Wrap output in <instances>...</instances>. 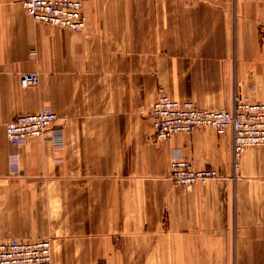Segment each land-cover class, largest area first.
Returning <instances> with one entry per match:
<instances>
[{
	"label": "crops",
	"instance_id": "1",
	"mask_svg": "<svg viewBox=\"0 0 264 264\" xmlns=\"http://www.w3.org/2000/svg\"><path fill=\"white\" fill-rule=\"evenodd\" d=\"M83 31L0 0V241L49 239L53 264H264V146L235 160L232 131L158 140L177 101L264 102V0H85ZM40 83L24 88V73ZM54 111L14 146L9 122ZM219 176L182 186L172 163Z\"/></svg>",
	"mask_w": 264,
	"mask_h": 264
},
{
	"label": "built area",
	"instance_id": "2",
	"mask_svg": "<svg viewBox=\"0 0 264 264\" xmlns=\"http://www.w3.org/2000/svg\"><path fill=\"white\" fill-rule=\"evenodd\" d=\"M84 2L85 0H23V5L38 23L83 31L87 27ZM39 83L37 73L28 72L21 77L24 88L37 86ZM151 114L158 140H169L176 135L188 134L198 127H207L221 133L232 131L236 159L248 148L264 146V102H256L240 92L235 94L231 109H203L193 101L180 102L173 99L161 87ZM59 119V115L50 110L17 116L6 127L7 137L14 146H19L25 140L45 136ZM218 176L219 173L214 169H195L188 160L172 163L171 178L178 185L205 184ZM0 264H53L51 240L0 241Z\"/></svg>",
	"mask_w": 264,
	"mask_h": 264
},
{
	"label": "rangeland",
	"instance_id": "3",
	"mask_svg": "<svg viewBox=\"0 0 264 264\" xmlns=\"http://www.w3.org/2000/svg\"><path fill=\"white\" fill-rule=\"evenodd\" d=\"M235 160H236V158H235ZM25 240V239H24ZM39 240V239H38ZM28 241H30V240H28ZM32 241H35V240H32ZM52 257H53V255H52Z\"/></svg>",
	"mask_w": 264,
	"mask_h": 264
}]
</instances>
